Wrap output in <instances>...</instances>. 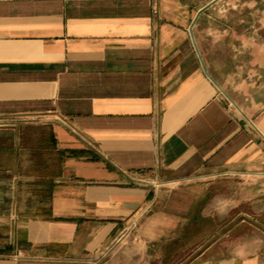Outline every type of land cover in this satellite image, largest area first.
<instances>
[{
    "label": "crops",
    "instance_id": "crops-1",
    "mask_svg": "<svg viewBox=\"0 0 264 264\" xmlns=\"http://www.w3.org/2000/svg\"><path fill=\"white\" fill-rule=\"evenodd\" d=\"M217 1L0 0V264H264V32Z\"/></svg>",
    "mask_w": 264,
    "mask_h": 264
},
{
    "label": "rangeland",
    "instance_id": "rangeland-1",
    "mask_svg": "<svg viewBox=\"0 0 264 264\" xmlns=\"http://www.w3.org/2000/svg\"><path fill=\"white\" fill-rule=\"evenodd\" d=\"M253 3L252 6L246 7L242 3ZM245 6V7H244ZM214 16H222L223 14L231 13V15H237L239 17H250L252 20V31L264 32V0H218L216 4L211 7ZM207 180H212L207 179ZM233 191L235 188L238 190V194L229 193V185H221V190L217 192V198H211L207 202V208L214 212H219L221 215H225V229L227 226H237V235L244 237L245 234V217H244V201L243 197V184L232 186ZM240 189V190H239ZM240 191V192H239ZM230 198L232 200H230ZM224 219V218H223ZM218 236V235H217ZM213 236L208 239L211 241ZM253 239L257 242L264 240V232L256 230L253 234Z\"/></svg>",
    "mask_w": 264,
    "mask_h": 264
}]
</instances>
